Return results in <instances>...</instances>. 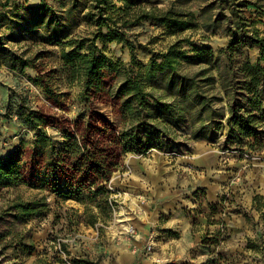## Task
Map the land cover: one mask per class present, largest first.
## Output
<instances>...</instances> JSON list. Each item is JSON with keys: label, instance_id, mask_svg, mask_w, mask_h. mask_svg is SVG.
Instances as JSON below:
<instances>
[{"label": "rangeland", "instance_id": "374dc122", "mask_svg": "<svg viewBox=\"0 0 264 264\" xmlns=\"http://www.w3.org/2000/svg\"><path fill=\"white\" fill-rule=\"evenodd\" d=\"M46 1L52 10L38 9L41 0L0 5V157L37 138L42 126L27 123L29 111L47 113L52 124L44 130L61 137L60 125H70L84 107L78 100L81 84L66 81L59 68L62 49L71 50L68 39L92 30L79 13L86 1H80L74 16L65 17L61 33L48 23L62 20L65 8L59 0ZM144 1L162 10L174 5L188 13L185 19L193 26L169 28L145 19L127 28L137 62L146 65L154 56L160 62L156 54L176 43L189 55L197 48L213 50L209 65L183 61L179 67V74L195 76L198 85L184 95L190 108L187 119L156 138L148 151L124 154L107 183L115 199L111 216L100 217L95 227H68L69 208L84 210L76 201L64 202L55 193L26 185L1 190L0 264H83L78 259L99 264H264V218L253 206L257 196L264 202V122L257 135L236 134L234 142L226 141L231 126L224 68L229 61L220 52L240 43L236 61L244 56L256 61L259 49L250 37L253 27L264 36V0ZM98 45L113 62L130 63L127 43L106 39ZM11 57L27 64L11 62ZM160 86L162 94L165 85ZM94 106L117 122L111 105ZM35 194L47 197L46 212L16 220L5 214L10 200ZM124 217L130 218L131 230L117 232L118 219ZM20 236L33 245L31 254H15ZM3 243L9 244L7 249Z\"/></svg>", "mask_w": 264, "mask_h": 264}, {"label": "trees", "instance_id": "16d2710c", "mask_svg": "<svg viewBox=\"0 0 264 264\" xmlns=\"http://www.w3.org/2000/svg\"><path fill=\"white\" fill-rule=\"evenodd\" d=\"M11 1L0 0V5L6 7ZM80 1L83 0H59L65 11L62 20L54 18L48 23L54 33H61L65 17L74 16V11L80 8ZM85 1L84 9L79 13L92 30L68 39L71 50L62 49L59 68L60 75H66V81L81 84L78 100L84 103V107L70 125H60L61 137L48 135L44 130L43 127L52 124L47 113L29 111L27 123L42 126L36 133L37 138L31 144L22 141L7 157H0V191L26 185L55 193L64 202L73 200L84 207L82 212L74 207L66 212L69 228L82 223L95 227L100 217L106 220L111 216L115 199L111 197L107 183L124 154L148 151L155 146L156 138H163L187 119L190 108L184 95L188 87L193 90L198 85L195 76L179 74L181 63L209 65L213 57L211 48H197L189 55L178 49L176 43L166 52L156 54L162 57L160 62L155 56L146 65L137 62L135 45L129 39L127 28L145 19L169 28H189L193 25L185 19L188 13L181 12L174 5L162 10L144 0ZM38 9L46 11L52 7L46 0H41ZM240 23L245 27L243 21ZM252 31L251 44L259 49L255 62L248 56L236 61L240 43L229 44L228 52L225 49L220 51L228 54L229 61L224 68L230 103L228 143L234 142L236 134L244 137L257 135L258 126L264 122V36H259L256 27ZM106 39L130 46L132 56L128 66L120 61L113 62L104 54L98 42ZM6 54L4 52L1 56L8 62ZM10 59L22 66L27 64L23 59ZM160 83L165 85L162 94L159 93ZM175 86L177 93L171 92V87ZM99 102L113 107L116 123L95 109L94 105ZM253 206L264 218L263 198L255 197ZM7 207L5 214L15 220L41 215L49 209L47 197L43 194H35L26 200L16 197L8 202ZM8 246L3 243L2 248ZM14 249L15 254H31L33 245L20 236ZM75 262L99 264L89 259Z\"/></svg>", "mask_w": 264, "mask_h": 264}, {"label": "bare ground", "instance_id": "6f19581e", "mask_svg": "<svg viewBox=\"0 0 264 264\" xmlns=\"http://www.w3.org/2000/svg\"><path fill=\"white\" fill-rule=\"evenodd\" d=\"M71 201H73V200H71ZM129 219H130L129 217H124V219H122V218L118 219V222L121 223L119 226H121V227L116 226V229L118 230L117 232H120L119 228H122L125 232H129L131 230L130 226L128 225ZM114 232H116V231H114Z\"/></svg>", "mask_w": 264, "mask_h": 264}]
</instances>
